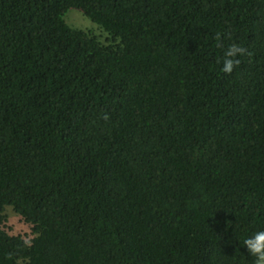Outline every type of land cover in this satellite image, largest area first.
Instances as JSON below:
<instances>
[{"label":"trees","instance_id":"trees-1","mask_svg":"<svg viewBox=\"0 0 264 264\" xmlns=\"http://www.w3.org/2000/svg\"><path fill=\"white\" fill-rule=\"evenodd\" d=\"M262 229L264 0H0V264H255Z\"/></svg>","mask_w":264,"mask_h":264},{"label":"rangeland","instance_id":"rangeland-1","mask_svg":"<svg viewBox=\"0 0 264 264\" xmlns=\"http://www.w3.org/2000/svg\"><path fill=\"white\" fill-rule=\"evenodd\" d=\"M63 19L65 23L73 29L84 30L97 35L101 42H105L107 38V35L98 25L92 23L77 9H69ZM1 227L10 235H19L26 240L32 237L30 226L9 206H7L3 212Z\"/></svg>","mask_w":264,"mask_h":264},{"label":"clouds","instance_id":"clouds-1","mask_svg":"<svg viewBox=\"0 0 264 264\" xmlns=\"http://www.w3.org/2000/svg\"><path fill=\"white\" fill-rule=\"evenodd\" d=\"M245 49L233 45L227 49L223 61L222 71L231 73L239 60L235 59L238 55H242ZM243 246L247 252L255 258V264H264V229L252 232L243 239Z\"/></svg>","mask_w":264,"mask_h":264}]
</instances>
